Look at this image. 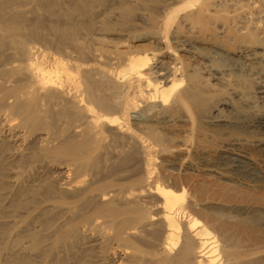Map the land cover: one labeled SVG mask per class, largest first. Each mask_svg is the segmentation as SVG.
I'll use <instances>...</instances> for the list:
<instances>
[{
    "label": "rangeland",
    "instance_id": "rangeland-1",
    "mask_svg": "<svg viewBox=\"0 0 264 264\" xmlns=\"http://www.w3.org/2000/svg\"><path fill=\"white\" fill-rule=\"evenodd\" d=\"M46 1L15 0L5 12L21 11L27 25L34 20L39 21L41 35L27 39L28 55L13 56L9 48L0 51V84L9 83L1 71L10 66V61L22 65L31 59L42 61L44 68H52L53 60L59 59L76 79L78 89L84 87V73L102 84L98 92L109 99L113 107L109 111L118 116L119 123L112 127H92L82 119L69 122L63 117L52 120L47 117L46 121L50 120L52 125L45 129L40 122L32 126L24 123L20 114L5 104L0 106V264H114L115 258L108 252L110 243L105 238L110 231L105 224L102 226L103 218H98L95 228L91 224L78 235L75 233L74 238L70 236L67 241L58 243V235L67 229L69 222L73 218L78 222L67 207L87 203L102 194L110 197L111 190L118 193L142 179L145 181L140 183L145 185L171 184L172 180L163 175L165 170L161 161L176 152L178 139H184L188 148L186 160L191 157L190 148L194 146L208 149L229 147L246 151L264 168V133L251 130L248 124H239L228 134L209 136L211 127L202 117L189 118L191 108L170 111L140 96L131 87L120 85L114 88L110 85L108 75L109 71L116 70L112 62L119 60L118 51H127V48L147 50L154 53L149 54L148 61L154 76L162 64H167L175 77L181 79L187 66L184 63H188L199 79L214 90L210 104L218 109L215 111L218 114L233 116V107L241 105L240 95L236 94L240 87L237 76L241 72L235 62L215 48H192L186 42L179 43L175 35L182 33L184 28L175 32L174 24L165 28L159 23L161 13H156V9L157 2L161 0L90 1L87 13L78 9L79 0H54L52 14L45 9ZM66 24H73L77 30L72 38L62 39V42L56 29ZM21 82H25L24 79ZM218 83L224 87L215 91L220 86ZM245 86L247 95L257 108L262 109V99L254 80L247 77ZM0 96H3L2 92ZM217 101L226 103V106L221 107ZM53 106L52 111L59 108L58 105ZM95 110L101 112L96 107ZM42 113L45 117L48 115ZM210 113L214 114V111ZM150 121L160 136L159 143L147 137L145 126ZM85 135L90 138L87 156L94 161L83 169L79 161L77 163L68 155L58 154L56 149L63 138L80 140ZM133 143V155L120 166V160ZM176 178V185L188 190L186 181L189 177L183 167L177 171ZM84 188L86 190L82 193ZM143 198L138 205L145 208L149 205V198ZM260 199L264 201V197ZM90 206L86 204L84 210H89ZM190 212L184 210L179 215L180 219L187 221ZM214 216L220 222L232 224V227L236 225L233 229L243 236L264 240V213H256L246 219L222 213ZM213 232L218 235L216 230ZM103 239L107 241L104 243Z\"/></svg>",
    "mask_w": 264,
    "mask_h": 264
},
{
    "label": "bare ground",
    "instance_id": "bare-ground-1",
    "mask_svg": "<svg viewBox=\"0 0 264 264\" xmlns=\"http://www.w3.org/2000/svg\"><path fill=\"white\" fill-rule=\"evenodd\" d=\"M90 1L99 3L101 0H79L78 9L87 13ZM14 2L0 0V51L9 48L13 56L28 55L27 39L41 35V24L34 20L27 25L21 11L5 14ZM53 3L54 0L46 1L47 13H53ZM159 12L161 26L166 28L174 24L175 32L184 28L182 33L175 35L179 43L186 42L192 48H215L235 62L241 72L237 76L240 87L236 92L240 95L241 105L233 107V116L218 114V109L210 104L214 90L199 79L188 63H184L187 66L181 79L175 77L167 64H162L154 76L148 65L149 54L154 53L147 50L127 48V51H118L119 60L112 62L116 70L109 71L108 75L110 85L114 88L120 85L131 87L140 96L170 111L191 108L189 118L202 117L211 127L209 136L228 134L242 123L248 124L251 130L264 133V0H161L157 2L156 13ZM76 30L73 24L56 29L62 42L72 38ZM10 62V66L1 71L9 83L0 84L3 93L0 106L5 104L20 114L24 123L32 126L40 122L45 129L52 125L50 120L46 121L47 117L51 120L63 117L69 122L82 119L92 127H112L119 123L118 116L109 111L112 107L109 99L98 92L102 84L95 82L88 73H84L85 84L80 90L74 76L59 59L53 60L52 68H44L42 61L31 59L22 65ZM18 75L21 77L17 78ZM247 77L257 85L262 109L257 108L246 93ZM218 84L220 86L215 91L224 87ZM7 98L12 99L6 102ZM217 103L226 106L224 102ZM50 105L52 110L53 105L59 108L52 111ZM212 111L214 114L210 113ZM42 112L48 115L45 117ZM151 121L145 126L147 137L159 143L160 136L152 128ZM89 139L87 135L80 140L63 138L56 150L58 154L79 161V166L85 169L94 161L87 156ZM183 140L178 139L176 152L161 161L165 170L163 175L172 180L171 184L145 185L140 183L145 181L142 179L130 182L136 186L118 193L111 190L110 197L102 194L87 203L68 206L69 213L77 217L78 222H74V218L69 222L67 229L58 235V243L67 241L75 233L78 235L88 226L94 225L95 228L98 218H103V224L100 223L110 231V235L103 236L110 243L111 251L108 252L115 258L114 264H264V240L243 236L233 229L236 225L232 227L214 216L222 213L246 219L264 213V201L260 199L264 197V168L246 151L229 147L208 149L194 146L190 148L191 157L186 160L188 148ZM133 144L120 160V166L133 155ZM182 167L189 177L186 181L189 191L175 183L177 171ZM86 188L81 192L84 193ZM142 197L144 200L149 198V205L145 208L138 205ZM86 204L91 205L87 211L84 210ZM186 209L195 215L189 213L188 220L183 222L179 215ZM99 228L96 226L97 230ZM140 245L148 248L143 249L146 246L142 248Z\"/></svg>",
    "mask_w": 264,
    "mask_h": 264
}]
</instances>
